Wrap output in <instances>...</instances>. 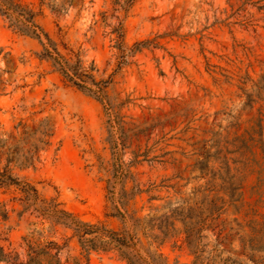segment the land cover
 <instances>
[{
    "label": "rangeland",
    "instance_id": "rangeland-1",
    "mask_svg": "<svg viewBox=\"0 0 264 264\" xmlns=\"http://www.w3.org/2000/svg\"><path fill=\"white\" fill-rule=\"evenodd\" d=\"M19 1L111 83L107 101L66 84L37 58V40L0 19V169L169 264H264V0ZM118 31L126 48L139 44L119 70ZM46 123L50 145L21 165ZM133 187L142 192L114 203L123 217L110 216L109 191ZM14 196L0 190L5 252L22 253L23 238L56 241L61 264H126L116 250L86 261L69 229L19 216ZM138 220L168 236L145 238Z\"/></svg>",
    "mask_w": 264,
    "mask_h": 264
},
{
    "label": "trees",
    "instance_id": "trees-1",
    "mask_svg": "<svg viewBox=\"0 0 264 264\" xmlns=\"http://www.w3.org/2000/svg\"><path fill=\"white\" fill-rule=\"evenodd\" d=\"M42 3L43 0H40V4ZM39 14V11L33 10L31 6L23 4L19 0H0V19L13 30L38 41L41 49L36 53V56L40 61L47 62L52 71L56 72L66 84L88 95H92L100 101H107L106 90L111 83V78L96 80L94 72L97 71V68L94 62L92 61L86 65L79 51H74L61 40H55L36 22V17ZM116 40L117 49L120 51L122 59L117 65V69L119 70L121 65L127 63V57L138 49L139 44H135L130 49L126 48L121 31L117 32ZM258 124L260 126V121ZM38 132L40 133V137L37 143H33L27 151L28 154L30 153L29 155L23 156L20 162L21 165H32L34 161H38L39 151L50 145V139L53 135L51 127L46 123L41 129H34L32 135ZM21 134L23 135L21 137L22 140L29 141L30 135L25 126H22ZM11 153H18L17 148L7 153L6 161L8 163L12 160ZM10 187H14L18 193V196L12 197L11 200L18 202L21 208L18 211L19 216L29 213L39 219L40 224L47 222L50 228L61 225L69 229L72 232L71 237L77 238L81 249L86 253V261L88 260L87 254L90 250H116L126 264H169L158 251L146 248L143 250V253L140 252L139 248H137V241L139 240L135 241V234H124L107 229L102 225L84 222L73 213L64 209L62 203L56 197H43L31 183L12 177L7 168L0 169V190H8ZM141 192L139 188L133 187L130 191L121 190L118 196H116L110 190L109 200L113 203V208L116 211L115 214H111L110 216L119 215L123 217L118 206L114 205V203H119L125 207L129 199L134 198ZM218 210L220 208H216V211ZM2 217L4 219L8 218L6 210H3ZM171 227L173 228L172 225ZM137 228L139 231H142L145 238H149L155 242L159 240L161 243L168 236L167 226L165 228L152 224L146 226L138 220L135 224V231ZM155 229L159 233L154 232ZM33 232L36 231L33 230ZM23 241L25 244L22 253L16 250L5 252L0 247V262L6 264H61L62 250L66 246V243L64 245H59L56 241L38 243L25 238H23ZM66 258L68 260V256ZM74 264H78V262L76 261Z\"/></svg>",
    "mask_w": 264,
    "mask_h": 264
}]
</instances>
